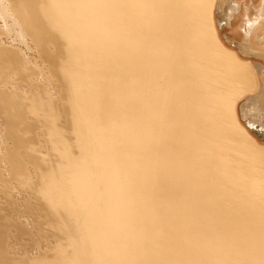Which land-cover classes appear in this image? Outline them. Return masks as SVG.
Returning <instances> with one entry per match:
<instances>
[{
	"label": "bare ground",
	"instance_id": "1",
	"mask_svg": "<svg viewBox=\"0 0 264 264\" xmlns=\"http://www.w3.org/2000/svg\"><path fill=\"white\" fill-rule=\"evenodd\" d=\"M236 5L249 38L257 19ZM220 8L218 0H0V19L26 47L0 64V205L14 207L9 236L0 228V264H264V144L254 137L264 140L254 128L264 112L256 122L249 107L240 118L236 101L252 72L221 39ZM29 41L47 75L27 65ZM37 109L72 131V140L49 132L55 166L15 124ZM31 173L66 241L51 247L53 259L20 256L12 239L11 230H31L20 220L30 198L18 200L13 187H31Z\"/></svg>",
	"mask_w": 264,
	"mask_h": 264
},
{
	"label": "rangeland",
	"instance_id": "2",
	"mask_svg": "<svg viewBox=\"0 0 264 264\" xmlns=\"http://www.w3.org/2000/svg\"><path fill=\"white\" fill-rule=\"evenodd\" d=\"M218 2L219 5L221 6L220 8L221 10L220 16L222 18L221 20H226L224 29L220 30L221 39L224 41L226 45L227 44L229 45L227 46L230 49L235 51L236 55H238L243 60V62H245V64L249 66V70L252 72L251 87L248 90H246V92H244L243 96H241L239 100L236 101L237 108L240 113V118L242 119L244 118V116H247L241 114L242 112L248 113V109L255 108V111L253 112L254 114H252L250 117L252 118V120H256V122H258V118L256 117L260 112L259 109L262 112H264V29H263L264 3L262 2V0H247V1L218 0ZM237 3L241 4V8L244 9L243 10L244 14H246L249 18L252 17V19H257V24L255 26L256 32H254L255 31L254 29V31L251 32L249 38H247L245 35L243 36L240 35L242 34V32L240 31V23H239L240 20L236 15V10L238 9V6L236 5ZM229 6L231 7V9H229ZM234 8H236V10H234ZM245 9H247V11ZM259 10L261 11L259 12ZM232 12H234V14H232ZM249 12L251 15L249 14ZM232 15L236 16L237 18L236 17L231 18ZM259 17H261V19ZM1 20L2 18L0 19V46L1 49L3 50V53L0 58V64L1 66L4 67L8 63L6 55H8L9 51H14L15 53L18 52L20 53L21 56L23 55L22 54L23 51H21V49L24 50L26 49V47H24L22 43H19L20 42V38L18 37L19 31H16L15 29L13 30L10 26L7 27L5 25L6 23L3 20L2 22ZM259 23L262 26H259L260 25ZM225 37H228V39L235 41L236 46L230 45L229 44L230 40L227 41ZM29 44L32 47L29 50H27V52L29 53L28 54L29 58L26 59L25 57L22 56L23 59L25 58L26 60H28L27 65L38 63L39 65L44 66L43 73L47 75L48 71L50 70V64L46 61L44 56L41 55L42 53L39 50L37 51L35 50L37 48L34 47V44H31L30 41ZM50 61L54 62V60L52 59H50ZM7 71L11 72V69L10 70L7 69ZM16 77L17 78L15 79V81L20 85L26 83L24 81L23 73L17 74ZM52 93H53V97H55L53 101L55 102L56 106L61 107L62 100L57 99V95H56L57 92H55V90L53 89ZM38 94L42 95L43 93H38ZM29 95H30L29 101L32 99V104H35L36 106L37 104L39 105L37 99V93H34L33 95L29 93ZM33 98L37 100L36 101L37 104L33 102ZM39 108L41 107L39 106ZM16 110L17 109L15 108L12 110L10 109L9 115H14ZM37 112L39 116L36 117V119L28 117L29 120L28 122L34 123L33 127L27 126L28 122H24V121L15 122V124H17V130L19 131L21 137H23L26 140H29L31 144L34 146V148L39 150V152H37L36 154L45 157L47 160L51 161V164L53 166H55L57 164L59 157H58V152L55 151L54 149L55 145L51 143L49 140H47V138H49V132L52 131L54 127H57L66 138L72 140L73 139L72 131L70 125L68 123H65L64 120L60 118L58 119L56 118L57 121L56 120L53 121L54 122L53 125L51 121L45 119L47 117V114H45L46 117L44 118L45 115L40 114L39 113L40 110ZM4 118H5L4 111H0V134L2 135L5 134V130H6V124ZM242 121L244 123V120ZM27 128H30V131ZM254 128L264 132V124H260V126L256 124ZM254 137L261 144H264L263 139H260L258 136H254ZM57 176H58V172L53 173L50 179H53ZM31 177H32L31 187L23 186V183L18 180H14V185H13L18 200H24V197H27L30 198V201L32 202L24 206L25 209L22 212V216L20 217V220L25 225L31 223L28 226L31 230L30 233H26V232L18 233L15 232V230H11L12 239L14 240V242H16V247L20 256H23L28 252L32 258L40 257V258L53 259L54 253L51 250V247L54 248L57 244H66V241L61 237L60 233L55 229H53L49 224L52 218L45 213V210L47 212L46 205L42 202L41 196H39L37 193V189L40 188L39 184L41 178L35 175L34 173H31ZM16 206H17V211H21L23 209L22 204H17ZM0 207L2 208L0 211V228L3 230L5 229V233H6L5 236L8 237L9 236L8 230H10L8 223L10 222L9 220L11 218V215L13 214L14 207L12 203H6V204L2 203ZM11 226H13L12 223Z\"/></svg>",
	"mask_w": 264,
	"mask_h": 264
}]
</instances>
